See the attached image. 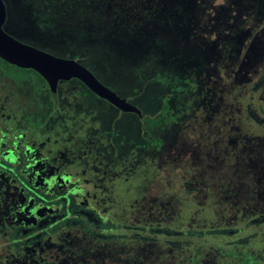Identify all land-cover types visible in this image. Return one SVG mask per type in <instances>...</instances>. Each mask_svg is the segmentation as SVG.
<instances>
[{
    "label": "rangeland",
    "instance_id": "rangeland-1",
    "mask_svg": "<svg viewBox=\"0 0 264 264\" xmlns=\"http://www.w3.org/2000/svg\"><path fill=\"white\" fill-rule=\"evenodd\" d=\"M158 1L4 0L11 36L79 55L144 115L167 100L177 116L146 138L141 119L79 80L54 94L34 70L0 60V126L40 132L14 137L45 191L67 175L85 189L53 201L51 214L73 226L50 253L59 264H264V26L241 56L227 5Z\"/></svg>",
    "mask_w": 264,
    "mask_h": 264
},
{
    "label": "trees",
    "instance_id": "trees-1",
    "mask_svg": "<svg viewBox=\"0 0 264 264\" xmlns=\"http://www.w3.org/2000/svg\"><path fill=\"white\" fill-rule=\"evenodd\" d=\"M157 2L159 1L157 0ZM196 2L198 4L207 3L209 6L218 5L224 8L227 5L232 11L227 21L232 23L236 20L238 23L241 20L240 28L243 38L242 44H240L242 49L238 51V54L245 56L252 42L259 35V28L264 26V12L260 9L264 0H196ZM242 7L244 8L242 9ZM57 12L58 10L51 12V14L59 18L60 14ZM144 14L148 17L159 16L156 13L152 15L150 12ZM256 14L259 16L257 17ZM75 33L77 32L73 34ZM0 60L5 62L1 58ZM250 107L251 112H255L251 105ZM261 108L264 112L263 105ZM171 111V105L165 102L161 107V114L154 118H142L143 136L151 137L150 133L147 132L149 129L164 126L167 123V117L171 115ZM252 116L256 121V112L255 114L252 113ZM46 131L43 129L41 133H46ZM21 132L40 133L39 131L30 132L28 129H23L22 125L15 121L10 128L0 126V264H59L50 250L65 236L61 227L72 224L60 219H63L65 215L50 214L46 210L47 207L53 206V201L57 202L58 200H64L67 206V200H73L74 196L83 190L78 188L76 183L68 186V180L71 178L67 177L68 180L62 182L66 188H62V183L57 182V190L54 191V194L45 191L44 189L47 188L45 184L50 187V182L39 181L40 174L36 169L31 170L28 164L31 159L27 155L30 152L23 150V148L18 149L22 143L15 141L17 137H14V133L21 138ZM4 135H8V137L11 135V139L7 141V137L4 139ZM146 141L147 148L148 146L149 148L154 147L150 143L152 141L160 143L157 149H160L164 144L161 139L149 138ZM32 173L37 174L35 178H33ZM73 193L76 194L73 195ZM255 219L259 218L256 217ZM78 220L81 221V219ZM231 230L225 229V231Z\"/></svg>",
    "mask_w": 264,
    "mask_h": 264
},
{
    "label": "water",
    "instance_id": "water-1",
    "mask_svg": "<svg viewBox=\"0 0 264 264\" xmlns=\"http://www.w3.org/2000/svg\"><path fill=\"white\" fill-rule=\"evenodd\" d=\"M7 17L6 4L4 0H0V58L2 60L21 69L34 70L45 79L52 93L57 92L61 81L78 79L95 95L119 110L142 116L138 107L103 85L90 70L76 60L54 56L11 36L4 29Z\"/></svg>",
    "mask_w": 264,
    "mask_h": 264
},
{
    "label": "flooded vegetation",
    "instance_id": "flooded-vegetation-1",
    "mask_svg": "<svg viewBox=\"0 0 264 264\" xmlns=\"http://www.w3.org/2000/svg\"><path fill=\"white\" fill-rule=\"evenodd\" d=\"M8 12V11H7ZM8 18V17H7ZM75 58V59H74ZM65 59V58H64ZM69 59H72V60H76L77 62H78V59H79V55H75L73 58H69ZM81 65H83L81 62H79ZM83 66H85V65H83ZM87 68V67H86ZM88 69V68H87ZM89 70V69H88ZM92 72V71H91ZM93 73V72H92ZM94 74V73H93ZM95 75V74H94ZM96 76V75H95ZM97 77V76H96ZM97 79L100 81V79L97 77ZM78 80V79H77ZM80 81V80H79ZM81 82V81H80ZM101 82V81H100ZM82 83V82H81ZM102 83V82H101ZM46 84H47V82H46ZM83 84V83H82ZM103 84V83H102ZM84 85V84H83ZM104 85V84H103ZM47 86L49 87V85L47 84ZM107 87V86H106ZM58 88H59V86H58ZM109 88V87H108ZM49 89H50V87H49ZM110 89V88H109ZM51 91V90H50ZM113 91V90H112ZM58 93V90H57V92L56 93H54V94H57ZM127 100V99H126ZM128 101V100H127ZM129 102V101H128ZM165 102H167L168 103V101L167 100H165L164 101V103ZM163 103V104H164ZM111 104V103H110ZM163 104L161 105V107L163 106ZM170 104V103H169ZM133 105H135V104H133ZM171 105V104H170ZM136 107H138L137 105H135ZM115 107V106H114ZM172 107V106H171ZM112 108V107H111ZM139 108V107H138ZM114 109V108H113ZM140 109V108H139ZM115 110H117L118 112H121V113H124V114H126L125 112H123V111H121V110H119L118 108L117 109H115ZM140 111L142 112V110L140 109ZM172 111H173V108H172ZM171 111V115L169 116V117H167V123H168V120L170 119V120H173V121H176L177 120V116H175L174 115V112H172ZM160 113H161V108H160ZM159 113V114H160ZM127 114H135L139 119H142V118H144V117H146V118H148V117H150V116H147V115H144L143 114V112H142V116H139V115H137L136 113H127ZM123 115V114H122ZM157 116V115H156ZM156 116H154V117H156ZM154 117H151V118H154ZM174 118V119H173ZM166 123V124H167ZM165 124V125H166ZM163 127V126H162ZM143 131V130H142ZM51 133H52V131H51ZM143 134V133H142ZM162 140V139H161ZM163 141V140H162ZM164 142V141H163ZM161 149V148H160ZM160 149H158V150H160ZM51 159L48 157V162H51L50 161ZM53 161V160H52ZM67 177H69V178H71V182H69L68 181V183H69V186H72V185H75V183H76V186L78 187V188H81V189H83V191L85 190L84 189V187H81V184L79 183V181H77V182H74L73 181V177L71 176V175H67L66 177H64L63 178V180L65 181V180H67L68 178ZM67 178V179H66ZM53 194V193H52ZM52 206H49V207H47V212L48 213H50L51 214V212L53 211V209L51 208ZM52 210V211H51ZM259 218V220H262V218L261 217H258ZM258 220V219H257ZM233 230V229H232ZM219 231H225V230H219Z\"/></svg>",
    "mask_w": 264,
    "mask_h": 264
}]
</instances>
